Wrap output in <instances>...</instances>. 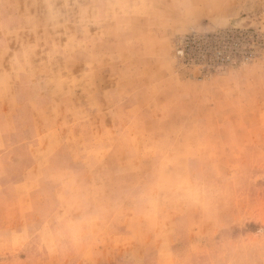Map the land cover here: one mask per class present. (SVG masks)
Segmentation results:
<instances>
[{
    "label": "rangeland",
    "instance_id": "rangeland-1",
    "mask_svg": "<svg viewBox=\"0 0 264 264\" xmlns=\"http://www.w3.org/2000/svg\"><path fill=\"white\" fill-rule=\"evenodd\" d=\"M0 83V264H264V0H0Z\"/></svg>",
    "mask_w": 264,
    "mask_h": 264
},
{
    "label": "crops",
    "instance_id": "crops-1",
    "mask_svg": "<svg viewBox=\"0 0 264 264\" xmlns=\"http://www.w3.org/2000/svg\"><path fill=\"white\" fill-rule=\"evenodd\" d=\"M9 96L5 94L3 91L2 83H0V120L1 123L4 125V128H0V130H3V133L0 134V148L5 147V142H6V135L12 133V129L9 126V121H8V115H9V110H8V101H9ZM8 126V128H7Z\"/></svg>",
    "mask_w": 264,
    "mask_h": 264
}]
</instances>
